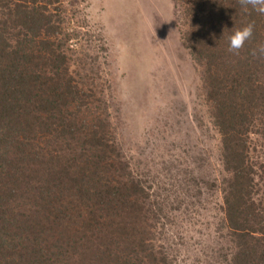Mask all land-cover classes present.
<instances>
[{
	"label": "trees",
	"instance_id": "16d2710c",
	"mask_svg": "<svg viewBox=\"0 0 264 264\" xmlns=\"http://www.w3.org/2000/svg\"><path fill=\"white\" fill-rule=\"evenodd\" d=\"M178 1L181 43L219 137L213 184L231 244L222 260L264 264V163L251 148L252 136L264 139V57L252 55L264 15L239 0ZM76 3L0 0V264H175L158 242L178 226L163 205L179 210L193 189L213 188L194 176L159 202L162 189L119 142L98 57L77 70L70 55L66 12ZM249 23L252 38L229 52L228 37Z\"/></svg>",
	"mask_w": 264,
	"mask_h": 264
},
{
	"label": "rangeland",
	"instance_id": "374dc122",
	"mask_svg": "<svg viewBox=\"0 0 264 264\" xmlns=\"http://www.w3.org/2000/svg\"><path fill=\"white\" fill-rule=\"evenodd\" d=\"M76 1L73 12H66L74 32L70 55L81 64L77 70L84 66L81 58L98 57L99 82L111 93V112L118 114L119 142L127 156L140 161L149 185L162 189L159 202L171 186L181 194L194 176L213 188L208 193L204 184L201 194L191 197L193 189L179 210L163 205L178 226L167 224L158 242L176 257L175 264H225L230 236L213 184L220 178L219 137L204 103L199 68L181 43L180 2ZM257 138L251 137V148L264 163V139Z\"/></svg>",
	"mask_w": 264,
	"mask_h": 264
},
{
	"label": "clouds",
	"instance_id": "9594fccd",
	"mask_svg": "<svg viewBox=\"0 0 264 264\" xmlns=\"http://www.w3.org/2000/svg\"><path fill=\"white\" fill-rule=\"evenodd\" d=\"M239 3L245 13L251 10L260 15H264V0H239ZM253 32L254 25L251 23L235 30L228 37V51L233 54H238L245 43L252 38ZM252 55L254 57H264V44L258 45L256 49H253Z\"/></svg>",
	"mask_w": 264,
	"mask_h": 264
}]
</instances>
